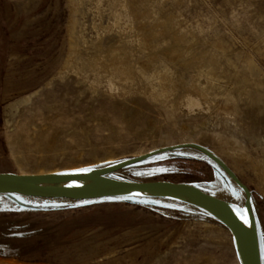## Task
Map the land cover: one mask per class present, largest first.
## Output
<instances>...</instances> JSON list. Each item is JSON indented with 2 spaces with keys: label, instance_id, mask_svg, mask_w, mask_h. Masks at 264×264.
Listing matches in <instances>:
<instances>
[{
  "label": "rangeland",
  "instance_id": "374dc122",
  "mask_svg": "<svg viewBox=\"0 0 264 264\" xmlns=\"http://www.w3.org/2000/svg\"><path fill=\"white\" fill-rule=\"evenodd\" d=\"M93 4L84 0L83 12L77 16L78 32L88 46L76 48L83 52H91L92 43L98 39L93 23L101 24L104 30V46L116 40L115 32L106 30L107 14L94 12ZM139 7L147 14L149 25L168 19L169 30L176 36L188 34L187 43L179 46L184 57L199 56L201 51L205 58L210 56L217 62V76L222 74L218 81L224 86L218 91L221 93L216 92L218 95L205 105L191 107L180 85L189 70L181 63L177 68L159 54L147 59L148 70L137 65L114 90L104 80L95 83L92 73H77L79 77L70 69L62 71L70 46L68 0H0V173H84L182 142L200 143L215 151L217 139L222 138L220 146L224 148L231 140L236 154L227 157L223 153L220 157L250 191L264 264V90L259 91L261 105L254 104L249 98L258 95L255 89L249 85L251 96L242 95L234 77L242 61L251 58L264 82V0H142ZM159 34L156 40L152 38L153 45L172 44L167 32ZM224 65L229 66L225 69ZM163 82L165 93L159 87ZM36 90L31 102L19 108L6 125L5 104ZM223 90L230 92L231 102ZM155 97H161L162 102ZM108 177L189 184L230 206L244 208L243 191L213 160L191 148L158 154ZM0 264L240 262L227 228L206 211L175 197L128 195L71 201L0 194Z\"/></svg>",
  "mask_w": 264,
  "mask_h": 264
},
{
  "label": "bare ground",
  "instance_id": "6f19581e",
  "mask_svg": "<svg viewBox=\"0 0 264 264\" xmlns=\"http://www.w3.org/2000/svg\"><path fill=\"white\" fill-rule=\"evenodd\" d=\"M93 1V7L95 9L94 12L98 13V14H101L102 11H105V13L107 14L108 16V26L106 27V30H110V31H114L115 34H116V40L109 46H104L103 42L101 41V32H104V30L102 29V26L101 24H96V23H93V29H95L94 31L97 32V36H98V39H96L95 42L92 43V51L91 52H83L81 49L78 50L76 47V45H86V41L84 39V36H82L81 33L78 32V28L80 27V23H79V19H78V14L81 13L82 9L84 8L83 7V4H84V0H68V4H69V10H70V15H69V19H68V25H67V30H68V36H69V39H70V46L69 47V51L67 53V57L63 63V67L61 68L62 71L68 69H70V71L72 70L73 72H76V74L80 73L82 75H88L90 74L91 76V73L96 77V79H93L94 81L96 80L95 83H99L100 81L104 80L103 82H106L105 84L109 86V88L111 90H114L116 88H118V81L119 80H122L124 78H126L127 76V73L128 72H131L134 70V68L138 65L140 66L141 68H147V64H146V61L148 58H152L153 56H155L156 54H159L161 55V58H164V60H167L168 62L170 61V63L172 64H176L177 65V68H178V64L181 63L182 66H184L185 68H187L189 71H188V77L187 79H185V82L182 81L180 83V85H183L184 86V92L182 94H184V97L186 100L185 102L190 105L191 107L192 106H201V105H205V103H207L208 99L210 97H213V95L215 96L216 92H218L222 86L219 84V79L220 77L222 76H217V70H218V64L217 62L213 59V58H209L210 56H208V59L207 57L205 58V56L207 55H202L201 51H200V55L199 56H191L188 58L187 57H184L182 54H181V48L183 47H179L181 46V44L183 43H187V37L186 35H182L181 37H178L175 35V33L172 31L169 30V24L167 23L169 20L166 21H162L163 22H159V24H156V25H149L147 22H146V18L145 16H147V14H142L139 10V6L141 5V1L142 0H92ZM147 1V0H146ZM90 2V1H89ZM177 2V0H176ZM147 2H145V5H146ZM149 4V2H148ZM141 9V8H140ZM143 9V8H142ZM145 9V8H144ZM151 9V8H150ZM153 9V8H152ZM151 9V10H152ZM91 10V8H90ZM142 11V10H141ZM144 11V10H143ZM83 12V11H82ZM160 12V11H159ZM165 14V13H164ZM153 15V14H152ZM160 15V14H158ZM167 15V14H166ZM106 16V15H105ZM106 16V17H107ZM161 16V15H160ZM159 16V17H160ZM163 16V14H162ZM169 16V15H168ZM94 17V16H93ZM101 17V16H100ZM161 18V17H160ZM159 18V19H160ZM157 19V18H155ZM102 20V19H101ZM151 20V19H150ZM158 20V19H157ZM165 20V19H164ZM174 20V19H173ZM153 21V20H152ZM159 21V20H158ZM171 21H172V18H171ZM178 23V21H176ZM175 22V23H176ZM99 23V22H98ZM101 23V22H100ZM172 23V22H171ZM180 23V22H179ZM178 25V24H177ZM86 27V26H85ZM171 28V27H170ZM174 28V27H172ZM180 28V27H179ZM178 28V29H179ZM92 29V28H91ZM175 30V28H174ZM181 30V29H180ZM79 31H80V28H79ZM184 31V30H183ZM107 32V31H106ZM109 32V31H108ZM163 32H167L168 35H166L168 37V39L170 41H172V44L170 43V45H164L165 43L167 44V42L163 43L164 46H156V45H153V41L155 39V36H157L159 33H163ZM183 33V32H182ZM190 35H191V32H189ZM107 34V33H106ZM113 34V36L115 35ZM160 35V34H159ZM163 35V34H162ZM181 35V34H180ZM112 37V36H111ZM154 37V38H153ZM192 37V36H191ZM190 37V38H191ZM97 38V37H95ZM153 38V40H152ZM157 38V37H156ZM163 38V37H162ZM158 39H160L158 37ZM165 39V37H164ZM152 40V41H151ZM156 40V39H155ZM167 40V39H166ZM162 41V40H160ZM168 41V40H167ZM189 41V40H188ZM152 42V43H151ZM157 42V41H156ZM163 42V41H162ZM90 44V42H88ZM160 43V42H159ZM158 43V44H159ZM185 43V44H186ZM190 43V42H189ZM193 43V42H192ZM184 44V45H185ZM191 44V43H190ZM218 44V43H217ZM84 45V48H87L88 44L86 45L85 47ZM216 45V44H215ZM220 45L222 46V44L220 43ZM188 47V45H186ZM190 46V45H189ZM187 47H184V48H187ZM213 47L214 44H213ZM219 47V46H218ZM89 48V47H88ZM193 48V46H192ZM198 48V47H197ZM196 48V49H197ZM212 48V47H211ZM210 48V49H211ZM217 48V47H215ZM223 48V47H222ZM194 49V48H193ZM91 50V49H90ZM186 50V49H185ZM202 50V49H201ZM206 50V49H205ZM203 49V51H205ZM212 50V49H211ZM221 50V49H220ZM219 50V51H220ZM225 50V48H224ZM88 51V49H87ZM192 51V50H191ZM208 51V50H206ZM223 51V49H222ZM195 53V51H193ZM198 52V51H197ZM224 52V51H223ZM208 53V52H207ZM216 52H214L213 54H215ZM191 54V53H190ZM186 55H187V52H186ZM218 57H220L218 54H216ZM223 55V53L221 54ZM224 56V55H223ZM236 56V54L234 55ZM184 57V58H183ZM217 57V58H218ZM226 57V55L224 56ZM223 57V59H224ZM243 57V56H242ZM215 58V57H214ZM222 59V57H220ZM248 58V57H247ZM155 59V58H154ZM219 59V58H218ZM222 59V60H223ZM151 60V59H150ZM166 61V62H167ZM220 61V60H219ZM225 61V59H224ZM228 62V61H227ZM243 64H241V68L236 72V79H235V83L240 85V88L239 90L242 91V95L243 94H246L248 95L249 97L251 96L252 92L250 91V88L253 87L254 89V92L258 95H255L257 97H253L251 96L249 98V100L254 103V104H257L258 105V102L262 101V98L259 97L261 94V92L259 93L260 89H263L264 90V82L262 83L261 79H260V74H259V71H258V68L256 67V65L254 64L253 60L251 58H248V59H245L242 61ZM152 63V62H151ZM226 63V62H225ZM231 63V62H230ZM222 64V63H221ZM224 64V63H223ZM227 64V63H226ZM225 64V65H226ZM175 65V66H176ZM224 65V66H225ZM165 66V65H164ZM174 66V65H173ZM174 66V67H175ZM223 66V65H221ZM229 66V65H228ZM227 66V68H228ZM233 67V65H230ZM220 67V66H219ZM232 67H229V71H230V68ZM238 67V66H236ZM149 68V67H148ZM148 68L146 70H148ZM155 68V67H154ZM166 68V67H165ZM224 68V67H223ZM226 66H225V69H227ZM153 69V68H152ZM181 69V67H180ZM179 69V70H180ZM182 70V69H181ZM180 70V71H181ZM232 70L236 71L235 68H233ZM67 71V70H66ZM71 71V72H72ZM138 71V70H137ZM184 71V69H183ZM223 70H220L221 73H224L222 72ZM226 71V70H225ZM157 72V71H156ZM171 72V71H170ZM228 72V70H227ZM60 73V72H59ZM58 73V74H59ZM158 73V72H157ZM185 73V72H184ZM183 73V74H184ZM187 73V71H186ZM226 73V72H225ZM232 73V72H231ZM61 74V73H60ZM59 74V75H60ZM75 74V73H74ZM77 74V75H78ZM79 74V75H80ZM163 74V73H162ZM176 75L178 74L177 72L175 73ZM218 74L220 75V73L218 72ZM229 74V73H228ZM228 74H227V78H230L231 77H228ZM235 74V73H233ZM232 74V75H233ZM58 75V76H59ZM78 75V76H79ZM81 75V76H82ZM132 75V74H131ZM159 75V74H158ZM185 75V74H184ZM93 76V77H94ZM178 76V75H177ZM80 77V76H79ZM85 77V76H84ZM83 77V78H84ZM158 77V76H157ZM179 77V76H178ZM62 78V77H61ZM82 78V79H83ZM131 78V77H130ZM135 78V77H133ZM139 78V77H138ZM162 78V77H161ZM174 78V77H173ZM182 78V76H181ZM179 78V79H181ZM225 78V76H224ZM226 78V79H227ZM129 79V78H128ZM164 79V78H163ZM178 79V78H177ZM178 79V80H179ZM200 79H204L203 82L200 81ZM233 79V78H232ZM231 79V80H232ZM79 80V79H78ZM168 80V79H167ZM182 80V79H181ZM229 80V79H227ZM85 81V80H84ZM90 81L92 82L91 78H90ZM135 81V80H133ZM140 81V79H139ZM162 81H165V80H162ZM173 81V80H171ZM233 81V80H232ZM155 82V81H153ZM157 82V81H156ZM155 82V83H156ZM178 82V81H177ZM94 83V82H92ZM95 83L92 84L95 86ZM101 83V82H100ZM141 83V82H140ZM164 84H161V86L159 85V87L162 88V91L165 93V88H166V84L165 82H163ZM234 83V81H233ZM134 84V83H133ZM138 85V83H136ZM157 84V83H156ZM159 84V83H158ZM99 85V84H97ZM126 85H129V84H126ZM136 85V86H137ZM141 85V87H140ZM139 87L142 88V84H140ZM175 85V83H174ZM232 85V84H231ZM229 85V87L231 86ZM237 85V86H238ZM251 87H250V86ZM133 86V85H132ZM146 86V85H144ZM148 86V84H147ZM147 86H146V89H147ZM250 87L249 89L247 87ZM138 87V86H137ZM150 87V86H149ZM156 87V86H155ZM180 87V86H178ZM224 87V86H223ZM235 87V85H234ZM233 87V88H234ZM108 88V87H107ZM151 88V87H150ZM153 88V87H152ZM160 88V89H161ZM171 88V87H170ZM174 88V87H173ZM182 88V87H181ZM180 88V90H182ZM232 88V90H233ZM119 89V88H118ZM136 89V87H135ZM157 89H158V86H157ZM172 89V88H171ZM226 89V88H225ZM123 90V89H121ZM137 90V89H136ZM141 90V89H140ZM143 90V88H142ZM145 90V88H144ZM148 90V89H147ZM152 90V89H151ZM150 90V91H151ZM173 90V89H172ZM171 90V91H172ZM126 91V90H125ZM129 91V89L127 90ZM149 91V92H150ZM155 91V89H154ZM161 91V90H160ZM231 91V90H230ZM237 91V89L235 90ZM121 94L123 91H120ZM118 92V93H120ZM130 92V91H129ZM145 92V91H144ZM152 92V91H151ZM150 92V93H151ZM159 92V91H157ZM169 92V91H168ZM175 92V91H174ZM228 92V91H227ZM226 91L223 90V95L225 97V99L227 101H229L230 99L228 98V92L227 93ZM240 92V91H238ZM37 93V90L32 92V93H29L27 95H24L22 97H19L15 100H12L8 103L5 104V106L3 107V116H4V122L6 125L9 124L10 120L14 117V115L19 111V108H21L25 103L27 102H31V98ZM138 93H142V92H138ZM147 93V92H146ZM172 93V92H171ZM170 93V94H171ZM181 93V92H180ZM179 93V94H180ZM218 93H221L218 92ZM217 93V95H218ZM145 94V93H144ZM162 95V93H159ZM177 94V93H176ZM235 94V93H234ZM241 94V93H240ZM167 95V94H166ZM216 95V96H217ZM232 95V94H231ZM264 95V94H263ZM150 96V95H149ZM215 96V97H216ZM234 96V95H233ZM236 96V95H235ZM164 97V96H163ZM166 97V96H165ZM176 97V96H175ZM178 97V96H177ZM183 97V96H182ZM219 97V96H218ZM222 97V96H221ZM224 97L222 99H224ZM238 97L239 94H238ZM246 97V96H245ZM157 99H159V102H162L160 101V98L161 97H155ZM174 98V97H173ZM180 95H179V99H180ZM233 98V97H232ZM235 98V97H234ZM241 98V97H240ZM154 99V98H153ZM164 99V98H163ZM213 98H211L212 100ZM237 99V98H236ZM174 99H171V102H173ZM176 100L178 101V98H176ZM216 100V98H215ZM213 100V101H215ZM240 100V99H239ZM248 100V98H247ZM156 101V100H155ZM181 101V99H180ZM179 101V102H180ZM212 101V102H213ZM218 100H216L217 102ZM235 101V99H234ZM29 102V103H30ZM157 102V101H156ZM175 102V101H174ZM179 102L178 105H179ZM183 102V101H182ZM184 102V103H185ZM210 102V101H209ZM219 102V101H218ZM231 102V100H230ZM257 102V103H255ZM264 102V101H263ZM262 102V104L264 105V103ZM176 103V102H175ZM228 103V102H227ZM181 104V103H180ZM211 104V102H210ZM222 104V102H221ZM235 104H236V101H235ZM171 105H174L173 103ZM187 105V106H188ZM217 105V104H215ZM214 105V106H215ZM260 105H261V102H260ZM162 106V104H161ZM167 106V105H166ZM180 106V105H179ZM228 106V105H227ZM230 106V105H229ZM237 106V105H234V107ZM165 107V106H164ZM175 107V106H174ZM178 106H176L177 108ZM189 107V106H188ZM216 107V106H215ZM221 107H224V106H221ZM226 107V106H225ZM264 107V106H263ZM175 108V109H176ZM236 108V107H235ZM238 109V108H236ZM235 109V110H236ZM230 110V109H229ZM174 111V110H173ZM173 111H172V114H173ZM176 111V110H175ZM174 111V112H175ZM219 111V110H218ZM229 111H227L228 113ZM171 113V111H170ZM231 113V112H229ZM224 114V113H223ZM232 115V114H231ZM225 116H227L225 114ZM224 117V116H223ZM228 117V116H227ZM229 118V117H228ZM231 119V118H230ZM202 135V134H201ZM202 137V136H201ZM209 137V135H208ZM208 137L204 136L203 138L204 139H208ZM218 137V136H217ZM210 138V137H209ZM216 138V137H215ZM222 140V138H221ZM220 139H217L216 140V143L214 144L217 145V150L216 147H214L215 151H210L212 154H214L217 158H219L221 160V157L220 155L225 153L227 154L226 156L229 157H234V155L236 154V146H235V142H231L230 141H227L225 142L226 143V147L227 148H224L223 146H220L221 143H223V141H221ZM209 141V140H208ZM211 141V140H210ZM215 141V140H213ZM180 144H194V142H182V143H179L177 145H180ZM198 145V144H196ZM204 145V144H203ZM173 146V145H172ZM199 146L200 143H199ZM203 147V146H201ZM204 148V147H203ZM206 149V148H205ZM60 150V148H59ZM241 155V153H240ZM244 155V154H243ZM225 156V157H226ZM238 156V155H237ZM242 157V156H241ZM243 158V157H242ZM222 161V160H221ZM264 161V160H263ZM223 162V161H222ZM258 163V162H257ZM225 164V162H224ZM260 164H262V162H260ZM227 166V165H226ZM233 166V165H232ZM252 166V165H251ZM264 167V165H262ZM261 166V167H262ZM254 167V166H253ZM229 168V167H228ZM230 169V168H229ZM262 169V168H261ZM231 170V169H230ZM254 170V168H253ZM234 173V171H232ZM65 173V172H63ZM68 173H74V172H68ZM236 173V172H235ZM32 175H43V174H32ZM261 180H262V177H261ZM90 181H84V182H74V183H70V186H78V185H86L88 184ZM264 182V179L263 181H261V183ZM234 212V214L237 216V218L239 219V221L246 227V228H250V218L245 210V208H239V207H235V206H230ZM244 217L246 220H247V223H244V220L241 219V217ZM204 224V223H203ZM205 225H208L207 223H205ZM213 226V225H212ZM210 228V227H209ZM208 229V228H207ZM213 229V228H212ZM211 229V230H212ZM210 230V229H209ZM207 230V231H209ZM228 230V229H227ZM214 232V231H213Z\"/></svg>",
  "mask_w": 264,
  "mask_h": 264
},
{
  "label": "water",
  "instance_id": "95a60500",
  "mask_svg": "<svg viewBox=\"0 0 264 264\" xmlns=\"http://www.w3.org/2000/svg\"><path fill=\"white\" fill-rule=\"evenodd\" d=\"M182 148L195 149L209 157L243 191L244 208L250 218V228H246L239 221L228 203L210 196L192 185L168 181L132 182L108 177L113 172L143 163L158 154ZM84 181L90 182L86 185L70 186V183ZM0 194L71 201H89L128 195L175 197L206 211L228 229L233 238L240 264H261L257 228L251 209L249 189L224 162L207 149L196 144H180L158 148L107 168L84 173H50L43 175L0 173Z\"/></svg>",
  "mask_w": 264,
  "mask_h": 264
},
{
  "label": "snow or ice",
  "instance_id": "6c2138e0",
  "mask_svg": "<svg viewBox=\"0 0 264 264\" xmlns=\"http://www.w3.org/2000/svg\"><path fill=\"white\" fill-rule=\"evenodd\" d=\"M83 171H87V170L85 169V170H83ZM241 219L244 220V223H247V220H246L243 216L241 217Z\"/></svg>",
  "mask_w": 264,
  "mask_h": 264
}]
</instances>
